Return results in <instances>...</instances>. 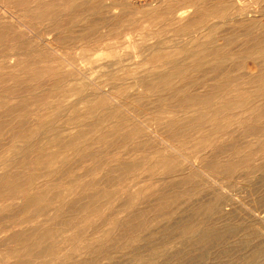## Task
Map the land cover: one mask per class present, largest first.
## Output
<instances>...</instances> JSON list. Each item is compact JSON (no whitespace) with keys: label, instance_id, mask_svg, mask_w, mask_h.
<instances>
[{"label":"rangeland","instance_id":"1","mask_svg":"<svg viewBox=\"0 0 264 264\" xmlns=\"http://www.w3.org/2000/svg\"><path fill=\"white\" fill-rule=\"evenodd\" d=\"M105 1L110 5L114 0ZM120 1L138 8L139 13L134 10V14L139 16L153 11L151 15L158 20L137 19L136 25H143L142 31L131 29L127 34L121 30L120 38L105 41L98 48L93 42H79L67 48L65 56L69 61L73 60L63 70L73 69L69 71L80 79L66 81L64 89L60 90H69L68 94H73H67L68 98L64 99L68 108L80 102L70 90L81 88L86 100L95 98L89 95L91 93L103 94L108 101L107 108L115 111V117L106 120L99 131H111L120 123L124 128L121 127L118 135L107 134L94 143L77 145L81 147L79 155L73 156L75 152L71 147L67 152L72 156L60 158L50 167L58 169L53 177L55 181L41 176L34 181L40 190L18 196L0 192V264H64L65 259L68 260L65 264H76L81 259L86 261L85 264H256L258 261V264H264L263 254H256L264 253V117L256 122L252 114L257 106L264 109V95L255 102L256 92L264 87V77H260L264 63L261 58L254 60L251 57V52L256 51L253 47L241 46L248 32L245 27L251 22L259 21L253 35L261 37L263 34L264 0H176L177 4L186 6L185 12L170 18L161 11L168 0ZM48 2L61 9L70 0H0V51H3L0 54V124L4 125L0 131V182H12L13 178L5 179V176L20 171L13 165L15 157L23 158L29 154L27 149H21L23 143L14 139L15 131L21 127L20 131L27 130L22 124L26 121L35 125L42 112L50 119L52 109L46 103L57 104L60 100V96H54L59 89L56 84L52 85L57 79L49 77L46 71L49 63L42 60L51 48L48 44L53 37L47 34L45 27ZM221 3L228 6L225 18L207 15L208 8ZM104 12L92 14L87 11L84 14L88 21L95 23L94 26L104 24L101 28L96 26L98 31L93 28V34L98 37L108 27L128 20V13H131L122 7ZM70 20L67 18L66 21ZM197 20L199 22L195 23ZM200 22L220 23V34L215 37L236 39L237 42L231 41L228 45L227 53L229 56L244 55L243 65L238 68L230 61L219 63L204 53L203 48L197 50L202 58L198 69L187 65L170 68L164 61L151 62L155 54L152 46L158 38L166 40L176 28L186 33L206 27ZM69 38L72 37L65 36V43ZM172 39L176 45L179 41L188 42L186 35L172 36ZM110 42L114 45L106 47ZM261 47L264 49V44ZM32 50H37L39 55L31 58L28 54ZM82 55L88 56L89 60H80ZM32 64L39 67L41 74L35 76L26 69ZM154 72L174 77L151 80ZM255 76L258 77L256 81L253 80ZM221 83H224L225 93L217 89ZM45 87L50 90V97L42 101L44 110L34 113L39 108L35 100ZM52 90L57 92L54 94ZM238 94L252 99L250 111L233 109L234 118L202 117L206 115L207 107L220 105L225 100L236 101L239 98L234 96ZM23 98L32 103L31 109L20 106ZM83 106H78L82 115L86 113ZM102 111L105 114L107 109ZM72 117L74 119L69 112L61 113L47 126V131L62 136L61 139L76 135L79 115ZM244 117L245 124L241 125ZM228 121H231L230 126L223 129ZM249 125L257 126L258 132H248ZM135 127L142 132L134 134ZM126 133L131 134L129 141L122 140ZM93 135L90 133L88 138ZM45 148L47 153L58 151V147L51 148L50 145ZM34 160L33 156L23 159V166L41 174L42 165ZM237 161L238 166L225 171L228 163ZM124 167H129L131 172L127 173ZM44 191V200L35 201L30 207L28 200L39 198ZM55 197L57 199L53 200ZM38 208L44 213L33 219L32 214ZM227 227L236 231L226 236ZM189 228L193 231L188 232ZM47 230H52L56 237L44 239ZM194 230L207 233H193Z\"/></svg>","mask_w":264,"mask_h":264},{"label":"bare ground","instance_id":"2","mask_svg":"<svg viewBox=\"0 0 264 264\" xmlns=\"http://www.w3.org/2000/svg\"><path fill=\"white\" fill-rule=\"evenodd\" d=\"M94 1H96L95 5H94ZM193 1V0H192ZM191 1V2H192ZM199 1H202V0H199ZM60 2V1H58ZM65 2H68V1H65ZM107 1L105 0H81V1H76V0H70V2L68 4H66L65 6V3H64V8L62 7L61 9H57L56 7H54V4L53 2H48V7H47V10H46V31H47V34L49 35H52L50 37L51 38V41L50 43L48 44L51 48L48 49V52L46 53L45 55V58H43L42 60L44 61V59L47 61V64L49 63L48 66V69L46 70L47 72H49V77H54L55 81L57 82H53L52 85L56 84V89H59L57 91H59L57 93V95L55 94L57 91L55 90H52V91H55L53 92L55 95L54 96H60V100H58L57 104H51L50 102L49 103H46V105L48 106V108H51L52 110V114H51V118L49 119V117L47 118L43 112L41 114H38L39 115V118H38V121L36 122L35 125H38V128H34L35 125L31 124L30 121H26L25 123H22L24 126H27V130L25 131H20L21 129H23V127H21V129H18L17 131H15V134H14V139L16 140H19L20 142L23 143V146H22V150H25L27 149L29 151V154L28 156L26 157H23V158H16L14 159V164L15 165V169H18L20 170L19 172H16V173H13L12 175H7L5 176V179H12L13 178V181L12 182H0V192L2 191H7L8 193H10L11 195H15V196H18V194H22V193H26V192H29L31 190H34V189H38L40 190L37 186H35L34 184V181L36 179H38L37 177L41 176V177H50V178H53L57 175L58 173V169H55V168H50L55 162L57 163L58 160L60 158H65L67 159L69 156H75L74 154H78L80 153V149H81V145H87V144H91V143H94L98 138L101 139V138H104L107 134L109 135H113L118 133L119 130H121V127L124 128V126H122V123H120L118 126L116 125L115 128H112L111 131H108V132H101L99 130H101L100 126H103L102 124L111 119H113L115 117V114H114V110L113 109H108L107 106H108V101H107V98L102 94V95H96L94 93H91L89 95H93L95 98L94 99H91V100H86V99H83V95L82 94L84 91L81 89V88H78V89H73V90H70L71 92H73L75 95H77V99L79 98L80 99V102L78 104L75 103V100L74 102L72 103H75V105H71L68 107L65 106L66 102L64 103V99L65 98H68V96H73V94H68L69 93V90L67 91H62L60 90L61 88H63V86H65V82L66 81H71V80H79L80 78H77L76 77V74H74L73 72L67 70V71H64L63 69L66 68V66H68L71 61L73 60H68L65 56V53H66V50L67 48H71V47H74L77 43L79 42H82V43H85V44H89L91 42H93L92 44H94V46L96 48L100 47L105 41H111L114 39V38H120L118 35L120 33L121 30L123 31H126L127 34H129V31L132 29L133 31H142L143 29V25L141 26L140 24L136 25V21L137 19H140V18H150L151 21H157L158 18L156 16H153L151 15L153 13L150 14V12L146 13L144 12L142 15L143 16H139L138 14H134L135 11H138L137 9H134V7H131L130 4L128 2H123V1H120V0H114L112 3H110V5H108L106 3ZM131 2V1H130ZM182 2H185V1H182ZM190 2V1H189ZM202 2H205V1H202ZM201 2V3H202ZM200 3V4H201ZM57 4V3H56ZM140 4V3H139ZM185 4V3H184ZM203 4V3H202ZM94 5V6H93ZM190 5V4H189ZM199 5V3H198ZM139 6V5H138ZM115 7H122L123 9H126L127 8L131 11V13H128V17L129 19L128 20H123L122 23H119L118 26H113V27H108V29H105L106 32L104 33L103 32V35L101 36H95L93 33V28L98 26L96 24V26H94L95 23H93L92 21H88L87 18L84 16V14L88 11L92 14H95V13H102V11H105L106 13H109L110 9L112 10L113 8ZM202 7V6H200ZM204 7V6H203ZM186 8V6L182 5V4H177L176 0H168L167 2H165V9H162L161 11L165 12L168 17L170 18L171 16H173L174 14H180V12H185L184 9ZM141 9V8H140ZM156 9V8H155ZM154 10V9H153ZM159 10V9H158ZM160 11V10H159ZM160 11V13H161ZM104 12V13H105ZM207 15H211L215 18H222L224 17L225 18V15L228 13V6H226L225 4H217V5H214L210 8L207 9ZM89 13V14H90ZM139 13V11H138ZM159 13V12H158ZM195 13H197L199 15V12L198 10H195ZM154 14V13H153ZM164 14V13H163ZM205 14V13H204ZM106 16H108L106 14ZM117 16V15H116ZM228 16V15H227ZM4 17V16H3ZM34 17V16H33ZM123 17V16H122ZM238 17V16H237ZM28 18V17H27ZM36 18V17H35ZM67 18H71L70 21H66ZM107 18V17H106ZM150 19H147L150 21ZM101 20V19H100ZM109 20V19H107ZM145 20V19H144ZM172 19H170L171 21ZM199 20V19H198ZM196 21L195 23L199 22V21ZM99 21V20H98ZM104 21V19H103ZM146 21V20H145ZM168 21V20H167ZM219 21V20H218ZM101 22V21H100ZM97 23V22H96ZM193 23V24H195ZM200 24L206 26V27H199V28H196V30H190V32H183V30L179 29V28H176V30L174 31L173 33V38L174 36H182L184 37L185 35L187 36V41L188 42H180L176 45V43H174L173 39H172V36L170 35V37L168 38V36L166 37V40L165 39H159L155 42V44L152 46V50L155 52V54L153 55V58L151 60V62H154V61H164L167 65H169L170 68L176 66V65H187L191 68H194V69H198L197 67L201 68L200 66V61L202 60V58L198 55V51L200 48H203L202 51L204 53H206L207 55L209 56H212L213 58H215V60L219 63H226L228 61L233 62L234 64H236L235 66L236 67H240V65H243V61H244V58L245 56L240 54L239 55H230L227 53V50H228V45L231 44L230 42H237L236 39H230L229 37L226 38V37H215V34H220V26L219 24H214V25H209L208 23H204V22H200ZM100 25V24H99ZM102 26H104V24H101ZM113 25V24H111ZM259 25V21L255 20L253 22H251L247 27H245V29L248 31L247 32V36L245 37L244 39V43L241 44V46H247V47H253L252 49L256 50L254 52H251V57L254 59V60H258L259 58L262 59L261 63L263 62L264 63V49H262V45L264 44V32L263 34L261 35V37H257L253 35V30L255 27H257ZM101 26V27H102ZM107 26V24H106ZM78 27H80V29H78ZM100 27V26H98ZM100 27V28H101ZM134 28V29H133ZM27 30V29H26ZM98 31L97 27L95 28V31ZM102 30V29H101ZM188 31V30H186ZM203 31L205 32L204 34ZM21 32V31H20ZM76 32H80V34H77ZM219 32V33H218ZM224 32V31H223ZM23 33V32H22ZM21 33V34H22ZM98 33V32H96ZM100 33V31H99ZM98 33V34H99ZM257 33V32H256ZM20 34V33H19ZM45 34V33H44ZM74 34H77L76 36ZM126 34V37H125V40H127V43L130 41L129 38L127 39V35ZM22 36V35H21ZM24 36V35H23ZM65 36L67 37H72L71 40L70 38L67 39V43H65ZM259 36V35H258ZM64 38V39H63ZM25 40V39H23ZM70 40V42L68 41ZM167 40H169V42H171L170 44H167ZM242 40V39H241ZM28 41V40H27ZM49 41V39H48ZM13 42V41H12ZM109 43L108 46L106 47H109L111 48L112 45H114V43ZM168 42V43H169ZM18 44V43H17ZM104 45V44H103ZM27 46V45H26ZM88 46V45H87ZM93 46V47H94ZM79 47V46H78ZM85 48V46H83ZM91 47V45H90ZM2 48V47H1ZM20 48V47H19ZM57 48V50L55 49ZM105 48V47H104ZM5 49V48H4ZM3 49V50H4ZM7 49H9L7 47ZM76 49V48H75ZM94 49V48H93ZM168 49V50H167ZM246 49V48H245ZM1 50V49H0ZM6 50V49H5ZM72 50V49H71ZM166 50V51H165ZM170 50V51H169ZM22 51V50H21ZM57 51L59 52H62L63 55H59L57 53ZM3 51H0V54H2ZM46 52V51H45ZM243 52V51H242ZM6 53V52H5ZM61 53V54H62ZM230 53V52H229ZM19 54V53H18ZM17 54V55H18ZM21 54H23L21 52ZM19 54V55H21ZM25 54V52H24ZM58 54V55H57ZM72 54V52H71ZM82 54V53H81ZM5 55V54H4ZM28 55H31V58L32 57H35L37 55H39L37 53V50L36 51H33L32 50V53L31 54H28ZM219 55V56H218ZM65 56V57H64ZM71 56V55H69ZM3 57V56H2ZM6 57V56H5ZM28 58V56H25ZM72 57V56H71ZM26 58V59H27ZM66 58V59H65ZM73 58V57H72ZM238 58L240 60H238ZM21 60H24L25 59H22L20 58ZM40 59V58H39ZM38 59V60H39ZM77 60V59H76ZM80 60H83L84 62H86L87 60H89V57L85 55V57L82 55L80 56ZM33 61V60H32ZM96 61V59H95ZM19 62V61H18ZM22 61H20L21 63ZM75 63V62H74ZM83 63V62H82ZM164 63V64H165ZM102 64V63H101ZM97 65V64H96ZM95 65V66H96ZM45 67V66H44ZM44 67H42L43 69H45ZM35 67V64H32V65H28L26 66V69H28L30 72H32L31 74L35 75L36 74H41V71ZM169 68V69H170ZM193 69V70H194ZM235 69V68H234ZM165 70V69H164ZM163 70V71H164ZM27 71V72H29ZM45 70H43L44 72ZM170 71V70H169ZM29 72V73H30ZM42 72V73H43ZM167 72V71H166ZM165 72V73H166ZM262 75L260 77H264V69L262 71ZM155 73V72H154ZM154 73L152 74L153 76H151V80H158V79H171L173 78L174 76L173 75H158L157 73H155V76H154ZM162 73V72H161ZM164 73V74H165ZM8 74V73H7ZM31 77V76H30ZM194 77V76H193ZM218 78V77H216ZM225 78V77H224ZM258 77L255 76L253 77V80L256 81ZM33 79V78H32ZM51 80V79H50ZM48 81V80H47ZM46 81V83H47ZM230 81V80H229ZM6 82V81H5ZM22 82V81H21ZM25 82V81H24ZM42 82V81H41ZM51 82V81H50ZM45 83V84H46ZM68 83V82H67ZM44 84V83H43ZM44 84V85H45ZM224 84V83H223ZM223 84L221 83V85H219L217 87L220 88L219 92H224L225 90V87L223 86ZM15 86L17 84H14ZM39 86V83L37 84ZM41 85V84H40ZM51 85V86H52ZM13 86V85H12ZM19 86V85H18ZM37 86V87H38ZM55 86V85H54ZM30 87V86H29ZM29 87L26 91L29 90ZM32 87V86H31ZM30 87V88H31ZM252 87V86H251ZM41 88V86H40ZM39 89V88H38ZM48 89V88H47ZM46 89L43 90L42 94L40 97H38L35 101L36 103L38 104L39 108L37 110H35V108H33L35 110L34 113H38L40 111H43L44 110V107L41 105L42 104V101L43 100H46L50 97V93L49 91ZM65 89H67L65 87ZM42 90V89H41ZM40 90V92H41ZM25 91V92H26ZM62 91V92H60ZM24 92V93H25ZM39 92V93H40ZM95 92V91H94ZM240 92V91H239ZM238 92V93H239ZM98 93V92H97ZM225 93V92H224ZM13 94V93H12ZM68 94V96H67ZM264 95V87L263 88H260L258 89V91L256 92L255 94V102H258L260 101L261 97H263ZM24 97V96H23ZM100 97V98H99ZM219 97V96H218ZM234 97H237L239 99H237L236 101H232V102H226V100L220 104V105H216V106H210V107H207V111L205 112L206 115L202 116V117H214L216 115H222L223 117L226 116V117H232V110L233 109H236V108H240V109H243L246 113V111H250L251 109V103H252V99H249V98H242L240 94L234 96ZM253 97V96H252ZM33 98V97H32ZM32 98L30 100H32ZM54 98V97H53ZM22 99V98H21ZM56 99V97H55ZM254 100V99H253ZM22 101V100H21ZM20 101V102H21ZM34 101V99H33ZM32 101V102H33ZM49 101V100H48ZM47 102V101H45ZM19 104V103H18ZM32 104V103H31ZM31 104H30V101L27 99V98H23V101L21 102V105L20 106H23L24 108H28V106H30V109H31ZM69 104V103H67ZM80 104H83V109L86 110L83 115L82 113L80 112V109L81 107H78ZM207 104V103H206ZM213 104V103H212ZM255 104V103H254ZM215 105V104H213ZM262 105V104H261ZM254 106V105H253ZM15 107V106H14ZM22 108V109H24ZM47 108V107H46ZM47 108V109H48ZM112 108V107H111ZM20 109V108H19ZM103 109H107V112L105 114H102V110ZM119 109V108H118ZM204 109V108H203ZM254 109V108H253ZM7 110V109H6ZM14 111V109H12ZM16 110V109H15ZM33 110V111H34ZM19 111V110H18ZM17 111V112H18ZM49 111V110H48ZM106 111V110H105ZM242 111V110H240ZM10 112V110H9ZM15 112V111H14ZM64 112H69L70 114V117L71 119H74V117H72V115H74L75 117L77 115H79V120H78V124L76 125V127L78 128V132L76 135L70 137V138H64L61 139L62 136H57V135H54V134H50V131H47V126L52 124L57 118L58 116L61 114V113H64ZM196 112H198L196 110ZM235 112V111H234ZM237 112V111H236ZM23 113V111H22ZM30 113V112H29ZM32 113V114H34ZM117 113V112H116ZM248 113V112H247ZM25 114V112H24ZM242 114V113H241ZM255 116H254V120L256 122H260L262 120V118L264 117V109H262V107H256L253 111V113ZM243 115V114H242ZM81 116V117H80ZM193 117V116H192ZM219 117V116H218ZM124 119V117H122ZM197 118V117H196ZM220 118V117H219ZM234 118V117H232ZM20 119V118H19ZM35 120V119H34ZM33 120V121H34ZM199 120V119H198ZM213 120V119H212ZM215 120V119H214ZM236 120V119H235ZM239 120V119H238ZM245 120H246V117L244 118H241V125H244L245 124ZM113 121V120H112ZM192 121V119H191ZM35 122V121H34ZM114 122V121H113ZM212 122V121H211ZM217 122V121H216ZM215 122V123H216ZM235 122V121H233ZM237 122V121H236ZM131 123V122H130ZM202 123V122H201ZM13 124V123H11ZM109 124V123H108ZM231 124V121L229 122H225V124L223 125V129H225L226 127H229ZM9 125V124H8ZM111 125V124H110ZM109 125V126H110ZM171 125H174L173 123H171ZM106 126V125H104ZM180 126V125H179ZM194 126V125H193ZM250 127L248 128V132H258V129H257V126H254V125H249ZM259 126V125H258ZM4 125L3 124H0V131L1 129H3ZM195 127V126H194ZM20 128V127H19ZM40 128H45L44 130H40ZM110 128V127H109ZM108 129V128H107ZM111 129V128H110ZM109 129V130H110ZM143 129V128H142ZM125 130V129H124ZM123 130V131H124ZM221 130V129H220ZM53 131H55V128L53 129ZM247 131V130H246ZM245 130H243V132H246ZM100 132H101V135H100ZM132 132H135L134 134H139L140 132H142V130H140L139 128L135 127L133 128ZM131 132V133H132ZM75 133V132H74ZM90 133H93L95 135H93L92 137L88 138L89 134ZM99 134V136H98ZM120 134V133H119ZM143 134V133H142ZM263 134V133H262ZM107 135V136H108ZM109 135V136H110ZM118 135V134H116ZM205 135V134H204ZM69 136V135H68ZM106 136V137H107ZM139 136V135H138ZM264 136V135H263ZM116 137V136H115ZM203 137V136H202ZM261 137V136H260ZM131 138V134L130 133H126L124 134L122 140L124 141H129V139ZM259 139V137L257 138ZM134 140V139H133ZM264 141V140H263ZM212 142V141H211ZM258 142V141H256ZM255 142V143H256ZM139 144V143H138ZM254 144V143H253ZM51 146V148L54 146V147H58V151H55V152H44V151H47V148H45V146ZM77 145H80L79 147ZM105 145V144H104ZM142 145V144H141ZM208 145V144H207ZM74 146V147H73ZM77 146V147H76ZM82 146V147H83ZM260 146V145H259ZM258 146V147H259ZM72 147L73 152L75 153H69L67 152L70 148ZM137 147V146H136ZM139 147V145H138ZM137 147V148H138ZM143 147V146H142ZM49 148V149H51ZM91 149V148H90ZM89 149V150H90ZM86 151V150H85ZM23 152V151H22ZM72 152V151H71ZM21 154V153H19ZM251 154V152H250ZM81 155V154H80ZM107 155V154H106ZM30 156H33L34 157V161L35 163L37 162L38 164H41L42 166V169H41V174H37L36 172L34 173V171L28 169V168H25V166H23L24 162H23V159L25 158H28ZM83 156V155H82ZM94 156V155H93ZM13 158V157H12ZM94 158V157H93ZM206 159V158H205ZM238 159V158H237ZM165 160V159H164ZM163 160V161H164ZM242 162H244V159H240ZM62 162V161H61ZM162 162V161H161ZM165 162V161H164ZM168 162V161H167ZM166 162V164H167ZM225 162V161H224ZM247 162V161H246ZM31 163V162H30ZM36 163V164H37ZM238 161L237 162H230L228 163L226 166H225V171H228V170H232L234 169L236 166H238ZM243 164V163H242ZM21 165L23 167H21ZM248 165V164H247ZM246 165V166H247ZM251 165V164H250ZM20 166V167H18ZM166 166V165H165ZM164 166V167H165ZM249 166V165H248ZM133 168V167H132ZM222 168V167H221ZM36 171H37V168H35ZM127 169V173L129 172V167L126 168ZM125 167H124V170L126 171ZM131 169V168H130ZM123 171V170H122ZM121 171V172H122ZM236 171V170H235ZM256 170H254L255 172ZM11 172V171H9ZM40 172V171H38ZM115 172V171H114ZM131 172V171H130ZM129 172V173H130ZM4 175H5V172H4ZM123 175V174H122ZM124 175L127 176L126 172H124ZM1 177V176H0ZM3 179V178H2ZM52 180H56V179H52ZM256 180V179H255ZM58 181V180H57ZM253 185V183H252ZM44 187V185H43ZM51 187V186H50ZM48 187V188H50ZM46 188V189H48ZM54 185H53V189H54ZM52 189V188H51ZM60 189V188H59ZM37 190V191H38ZM69 190V188L67 189ZM51 191V190H50ZM56 191V190H55ZM259 191V190H258ZM49 192V191H47ZM38 193V192H37ZM56 193V192H55ZM67 193V191H66ZM1 194V193H0ZM50 194V193H49ZM52 194V193H51ZM66 195V194H65ZM46 196V191L40 193V196L39 198L37 199H32L30 198L28 200V203L30 204V207L33 206V203L35 201H43L44 200V197ZM54 196V195H53ZM57 196V195H55ZM64 196V195H62ZM61 197V196H60ZM36 198V197H35ZM59 198V197H58ZM260 198V197H259ZM56 200L57 198H53V200ZM38 202V203H39ZM60 203L63 201H59ZM113 202V201H112ZM28 204V205H29ZM35 204V203H34ZM70 205V203H69ZM76 205V204H75ZM74 205V207H75ZM43 207V206H42ZM45 207V206H44ZM43 207V208H44ZM39 209V208H38ZM107 209V208H106ZM199 209V208H198ZM211 209V208H210ZM44 210V209H43ZM46 210V209H45ZM44 213V212H43ZM42 209L40 208L39 210H37L36 212H34L32 215V218L33 219H37L39 218L42 214ZM98 215V214H97ZM30 216V215H29ZM31 218V217H30ZM24 219V218H23ZM28 221V220H27ZM26 221V222H27ZM25 222V221H24ZM25 222V223H26ZM23 223V222H22ZM49 224V223H48ZM229 224V223H227ZM226 224V225H227ZM232 225V224H231ZM91 226V225H90ZM42 228V227H41ZM233 229V227H231ZM197 229V228H196ZM200 229V228H199ZM212 229V228H211ZM226 229V228H225ZM210 230V229H209ZM188 232H192L193 231V228H189V230H187ZM234 231H236L235 229L234 230H231L230 228L227 227L226 231H225V235L228 236L230 233H233ZM199 233V234H202L204 232L201 231V230H194L193 233ZM207 233V232H206ZM204 232V234H206ZM211 233V232H209ZM57 235V234H56ZM56 235H54V232L52 230H47L45 231L43 237H45L44 239L47 240V238H52L53 236L56 237ZM209 235V234H207ZM206 235V236H207ZM212 235V234H211ZM224 235V236H225ZM232 235V234H231ZM16 236V235H14ZM101 236V235H100ZM107 236V235H106ZM204 236V235H203ZM246 236V235H245ZM244 236V237H245ZM42 237V238H43ZM99 238V237H98ZM195 238V237H194ZM210 238V236L208 237ZM186 239V238H185ZM184 239V241H185ZM205 239V238H204ZM13 240V239H12ZM99 240V239H98ZM97 240V241H98ZM246 240V239H245ZM251 240V239H250ZM239 243H241L240 241H238ZM243 242V241H242ZM247 242V241H245ZM249 242V240H248ZM93 243V242H92ZM250 243V242H249ZM104 244V242H103ZM242 244V243H241ZM240 245V244H239ZM243 245V244H242ZM247 246V244H245ZM244 246V245H243ZM76 247V246H75ZM89 249V248H88ZM90 250V249H89ZM86 252V251H85ZM84 252V253H85ZM40 253V252H39ZM256 254L260 255V254H263L264 256V253H262L261 251L259 252H256ZM255 254V255H256ZM87 255V254H86ZM84 255V256H86ZM45 256V255H44ZM64 256V255H63ZM82 256V254H81ZM80 256V258H81ZM262 256V255H261ZM71 257V256H70ZM79 258V259H80ZM83 258V257H82ZM89 258V257H88ZM101 258V256H100ZM174 258V257H173ZM258 258V257H257ZM261 258V257H260ZM4 259V258H3ZM75 259V258H74ZM2 260V259H1ZM73 260V259H72ZM254 260V259H253ZM257 260V259H256ZM255 260V261H256ZM68 260L65 259V261L63 262L64 264L67 263ZM264 261V260H262ZM71 262V261H70ZM96 262V261H95ZM148 262V261H147ZM259 262V261H258ZM258 262L256 264H258ZM25 263V262H24ZM86 261L85 260H78L76 262V264H85ZM107 263V262H106ZM149 263V262H148ZM254 263V262H253ZM260 263V262H259ZM22 264V263H21ZM72 264V263H71ZM112 264V262H111ZM122 264V263H121ZM146 264V263H145Z\"/></svg>","mask_w":264,"mask_h":264}]
</instances>
